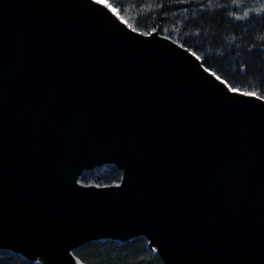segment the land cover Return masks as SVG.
Returning <instances> with one entry per match:
<instances>
[{
	"label": "water",
	"instance_id": "obj_1",
	"mask_svg": "<svg viewBox=\"0 0 264 264\" xmlns=\"http://www.w3.org/2000/svg\"><path fill=\"white\" fill-rule=\"evenodd\" d=\"M201 65L93 0H0V249L76 264L143 236L162 264H264V104ZM109 164L119 189L74 183Z\"/></svg>",
	"mask_w": 264,
	"mask_h": 264
},
{
	"label": "trees",
	"instance_id": "obj_2",
	"mask_svg": "<svg viewBox=\"0 0 264 264\" xmlns=\"http://www.w3.org/2000/svg\"><path fill=\"white\" fill-rule=\"evenodd\" d=\"M110 2L140 31L155 28L160 35L195 51L201 57L203 67L215 72L231 87H256L258 78L264 76V52H247V48L253 45L258 48L260 41H264V16L247 21H236L227 16L232 11L242 15L244 8H255L261 0H242L235 8L230 3L223 7L227 0H219L221 7H217L215 0L208 7L207 0H203V10L196 4L173 5L169 0ZM261 92L264 94V89ZM120 179L121 172L109 164L84 171L78 180L82 185H95L119 183ZM72 253L82 264H162L143 236L124 242L113 239L89 241ZM0 264L34 262L0 249Z\"/></svg>",
	"mask_w": 264,
	"mask_h": 264
},
{
	"label": "snow or ice",
	"instance_id": "obj_3",
	"mask_svg": "<svg viewBox=\"0 0 264 264\" xmlns=\"http://www.w3.org/2000/svg\"><path fill=\"white\" fill-rule=\"evenodd\" d=\"M214 2V0H207L208 7H211V4ZM217 3V7H221L219 0H215ZM93 3L100 5L102 8L107 9L110 13H112L122 24H124L129 30H131L133 33H138L141 36H152L153 33L156 31L155 28L148 30V31H140L134 24L129 22V19L126 18L124 15H122V10L119 8H116L110 0H93ZM169 3L173 5H189V4H196L198 7L201 8V10L204 9L205 5L203 0H169ZM230 3L232 6L239 7L242 3V0H227V2L223 5V7H227V4ZM163 7V5H161ZM227 16L231 17L232 20L236 21H247L248 19L252 17H262L264 16V0H261L259 3V6L255 8H244L242 15L237 14L236 11L228 12ZM173 43H177L176 41H173ZM180 47H184L183 44L179 45ZM186 51L191 52V55L194 56L197 60H200L201 57L196 54L195 51H192L191 49H186ZM253 51L258 52H264V41H260L259 47L256 48L255 45H253L250 48H247L248 53H252ZM203 67V65H201ZM205 71H208L207 68L204 69ZM211 75L216 78V80H219L221 83H225V81L221 80V77L217 75L215 72H211ZM254 78L255 75H254ZM226 87H228V90L232 92L233 94L249 98L255 101H259L262 104H264V94H262L261 90L264 89V76H260L258 78V84L256 87L252 88H234L226 84ZM123 179V177H121ZM75 184H81L80 180H75ZM87 187V185H84ZM93 187L96 188H117L119 189L121 185L118 182H113L112 184H95ZM151 251H156V249H151ZM76 264H81V262L77 259Z\"/></svg>",
	"mask_w": 264,
	"mask_h": 264
}]
</instances>
